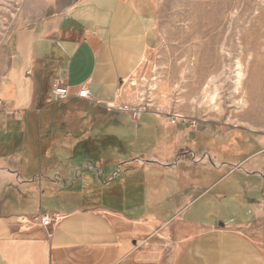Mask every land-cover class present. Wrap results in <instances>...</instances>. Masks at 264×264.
Here are the masks:
<instances>
[{"label":"crops","instance_id":"obj_1","mask_svg":"<svg viewBox=\"0 0 264 264\" xmlns=\"http://www.w3.org/2000/svg\"><path fill=\"white\" fill-rule=\"evenodd\" d=\"M158 18L154 0H84L59 21L23 28L10 38V60L0 78V125L21 139L46 135V144L38 141L35 148L48 155L57 136L73 137L65 143L70 163L47 188L61 187L62 179L81 176L84 169L100 179L105 175L106 187L119 176L121 160L110 171L92 160L89 134L109 124L108 111L117 113L124 84L156 43ZM57 80L71 97L56 100ZM83 87L90 99L75 97ZM27 144L0 154V264H264V179L257 174L240 182V200L229 218L219 208L195 209L223 178L207 187L198 181L200 192L191 197L177 174L160 178L173 172L160 160L128 163L145 174L137 190L103 187L94 191L99 201L92 205L33 214L28 204L42 190L28 170ZM248 209L250 215L243 216ZM44 214L56 218L54 225L41 223ZM173 240L179 246L167 259Z\"/></svg>","mask_w":264,"mask_h":264},{"label":"rangeland","instance_id":"obj_2","mask_svg":"<svg viewBox=\"0 0 264 264\" xmlns=\"http://www.w3.org/2000/svg\"><path fill=\"white\" fill-rule=\"evenodd\" d=\"M82 1L0 0V78L10 60V38L17 31L57 22ZM154 1L159 12L156 43L124 84L122 102L114 109L117 113L108 111L109 124L89 134L94 162L106 171L118 170V159L124 162L110 187L103 184L105 175L100 179L84 169L81 176L62 179L61 187L47 188L53 186L55 172H63L70 163L72 152L65 143L73 137L57 136L49 156L35 148L38 141L46 144V135L31 133L21 139L7 135L8 129L0 125V154L5 148L9 153L16 145L28 143V170L35 172V185L42 190L28 204L33 214L58 206L92 205L99 201L94 191L103 187L116 190L124 184L130 191L137 190L134 185L144 181L145 174L128 163L134 167L160 164L157 160L169 164L173 172L160 178L168 180L177 174L191 197L200 192L198 181L207 187L223 178L195 209L210 213L219 208L226 218L233 217L240 200V193L235 194L241 192L240 182L257 179L249 174L264 179V123L244 117L253 83L251 42H260V49L253 53H259L264 64V0ZM107 204L124 208L119 200ZM248 215L249 209L243 216ZM178 246L177 240L170 243L167 259Z\"/></svg>","mask_w":264,"mask_h":264},{"label":"bare ground","instance_id":"obj_3","mask_svg":"<svg viewBox=\"0 0 264 264\" xmlns=\"http://www.w3.org/2000/svg\"><path fill=\"white\" fill-rule=\"evenodd\" d=\"M251 35V34H250ZM261 38V37H260ZM255 39V38H254ZM261 44L259 41L251 42L248 51H251L253 58V66L251 69V77L253 83L248 90L246 102L249 103V108L245 112L244 117L250 118L256 123H264V67L263 60L259 53H253L259 50ZM194 91V90H193ZM180 116V115H178Z\"/></svg>","mask_w":264,"mask_h":264},{"label":"built area","instance_id":"obj_4","mask_svg":"<svg viewBox=\"0 0 264 264\" xmlns=\"http://www.w3.org/2000/svg\"><path fill=\"white\" fill-rule=\"evenodd\" d=\"M53 93L56 100H64L71 97L68 87L64 86L59 80H57L53 86ZM75 97L82 99H90L91 92L86 87H83L79 90V92L75 95ZM1 107H2V101L0 100V108ZM40 218H41V223L44 226H52L56 222V218L48 214L41 215Z\"/></svg>","mask_w":264,"mask_h":264}]
</instances>
